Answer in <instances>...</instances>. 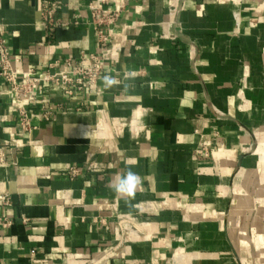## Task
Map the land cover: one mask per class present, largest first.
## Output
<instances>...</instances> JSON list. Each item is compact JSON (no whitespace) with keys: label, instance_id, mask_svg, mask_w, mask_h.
<instances>
[{"label":"crops","instance_id":"0c3cea01","mask_svg":"<svg viewBox=\"0 0 264 264\" xmlns=\"http://www.w3.org/2000/svg\"><path fill=\"white\" fill-rule=\"evenodd\" d=\"M45 1L0 0L12 66L105 68L74 96L42 85L27 131L0 76V264H264V0H124L104 42L96 0L53 25ZM128 168L132 206L111 188Z\"/></svg>","mask_w":264,"mask_h":264},{"label":"built area","instance_id":"2783aa9c","mask_svg":"<svg viewBox=\"0 0 264 264\" xmlns=\"http://www.w3.org/2000/svg\"><path fill=\"white\" fill-rule=\"evenodd\" d=\"M112 0H96L89 4L90 17L94 28L100 35V41H105L104 28L117 22L126 7L124 0L112 7ZM61 0H47L43 4L42 16L45 24L57 23L55 14L59 11ZM0 76L12 90L19 104L20 124L23 130L31 129L32 123L27 104L36 98L39 88L44 84H53L59 87L68 96L82 92L89 85L96 84L104 71L103 55L98 53L87 54L82 52L81 57H66L63 60L50 64L52 70L44 75L37 74L35 69L28 71L16 70L9 59L5 41L1 36L0 24ZM54 108L48 107L45 117H50ZM6 163L5 152L0 148V164ZM72 174L77 169H72ZM9 195L0 193V205L10 204ZM11 220L0 216V227H6ZM86 264H100L99 259H90Z\"/></svg>","mask_w":264,"mask_h":264},{"label":"clouds","instance_id":"9594fccd","mask_svg":"<svg viewBox=\"0 0 264 264\" xmlns=\"http://www.w3.org/2000/svg\"><path fill=\"white\" fill-rule=\"evenodd\" d=\"M105 87H110L115 84V79L111 75H105L103 77ZM141 186L140 176L134 172L131 168L126 169L120 174L119 179L115 180L111 185L112 191L125 199V203L132 206L131 201L138 189Z\"/></svg>","mask_w":264,"mask_h":264}]
</instances>
